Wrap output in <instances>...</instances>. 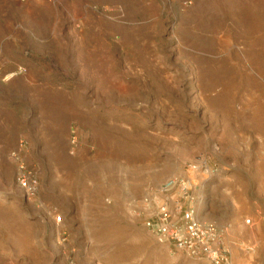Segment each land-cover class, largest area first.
Returning <instances> with one entry per match:
<instances>
[{
    "label": "rangeland",
    "instance_id": "rangeland-1",
    "mask_svg": "<svg viewBox=\"0 0 264 264\" xmlns=\"http://www.w3.org/2000/svg\"><path fill=\"white\" fill-rule=\"evenodd\" d=\"M55 92L82 106L48 115ZM252 118L264 134V0H0V264H206L145 227L143 200L172 178L198 185L199 215L207 196L216 214L231 203L234 264H264V225L246 223L264 211V148L222 140L224 119ZM201 158L210 175L190 172Z\"/></svg>",
    "mask_w": 264,
    "mask_h": 264
},
{
    "label": "built area",
    "instance_id": "built-area-1",
    "mask_svg": "<svg viewBox=\"0 0 264 264\" xmlns=\"http://www.w3.org/2000/svg\"><path fill=\"white\" fill-rule=\"evenodd\" d=\"M72 151L77 147V133L71 128ZM17 182L27 195H34L39 188L37 177L28 172L19 156ZM191 173L210 175L212 171L204 158L189 167ZM198 185L191 179H168L157 189V194L143 200L148 214L145 227L161 244L170 245L178 253L206 264H234L227 241L229 228L203 220L198 212L199 200L193 191ZM61 222V218H57ZM174 254V253H172Z\"/></svg>",
    "mask_w": 264,
    "mask_h": 264
},
{
    "label": "crops",
    "instance_id": "crops-1",
    "mask_svg": "<svg viewBox=\"0 0 264 264\" xmlns=\"http://www.w3.org/2000/svg\"><path fill=\"white\" fill-rule=\"evenodd\" d=\"M54 92V91H53ZM56 96H59L58 92L53 93ZM55 97V96H53ZM64 106V104H63ZM224 123H225V127L222 133V140L223 143H233V147H235L236 143L240 144V145H256L257 147L260 148H264V134H259L255 125H254V118L252 119H246V120H240L239 123L237 124V128L236 129H231L228 128V123L229 120L224 119ZM52 161L56 162V163H61V164H69L72 163L71 161H68L67 159H65V157L63 158H54L52 159ZM262 166L264 167V160L262 161ZM71 168L68 167L67 169ZM224 176V174H223ZM235 175L233 174L231 177H222V180L224 179H235L234 177ZM213 186H215L213 184ZM53 187V185H52ZM59 188L58 186H54L52 191L55 192V190ZM217 188H221V184L217 185ZM227 190H232L230 187L227 188ZM235 190V189H233ZM238 190H241V186H237L236 188V192L238 193ZM264 191V187L262 186H258V193H261ZM57 192V191H56ZM57 194V193H56ZM74 191H72V193L70 192H64L63 195H73ZM213 201L211 200V197H206L205 201L203 202L202 206H201V215L200 217L205 220V221H209V222H213L216 223L219 226H229V228L233 227V225L235 226L236 223H238L239 221H242L243 218L236 215V213L233 212V210L235 209H231L232 204H230L231 207H227L226 203L223 199V202H221L220 205L218 203V205H220V210L218 211V214H216V212L213 213V211H210V209L213 207ZM236 206V205H235ZM209 211L208 213L205 211ZM233 212V213H232ZM261 209L257 208L255 211V214L253 215L252 219H247L246 223L250 224L251 222L254 225H258V226H262L264 225V211L263 214H261ZM205 213V215H204ZM249 221V222H248Z\"/></svg>",
    "mask_w": 264,
    "mask_h": 264
},
{
    "label": "bare ground",
    "instance_id": "bare-ground-1",
    "mask_svg": "<svg viewBox=\"0 0 264 264\" xmlns=\"http://www.w3.org/2000/svg\"><path fill=\"white\" fill-rule=\"evenodd\" d=\"M63 58L65 59V56L63 55ZM107 86L104 85V88H102V93L104 95H107ZM65 99V98H64ZM65 102V106L67 108H70V106H78V108L80 109V107L82 106V101L81 99H78V100H68V99H65V101H63V98L60 99V96H55V97H47L43 100V103H44V109L47 111L48 115L50 114L51 116H55L58 112H59V109L61 107V109L63 110V106H62V103ZM75 102H78V104H75ZM76 110V109H75ZM65 113V112H64ZM87 115H92V116H96V113H91V114H87ZM108 141L111 142V143H116L117 141L113 138H111V135H108ZM123 139H128L127 136H125ZM126 141H120L119 142V147H118V152L119 153H123L124 152V143ZM121 143V144H120ZM123 143V144H122ZM117 147V146H116ZM64 167H70V166H74L73 163H70L69 164H63ZM76 183H70L69 185H65L63 186L64 190L66 192H70L72 193V191L75 189H77V191H79L80 193L83 192V189H78V187L75 185ZM62 187L61 185H58V187ZM59 187V188H60ZM76 192V191H75ZM83 210V209H82ZM81 210V211H82ZM98 241L97 245H114L116 246V243H115V240H112L110 238H106V239H96ZM117 250H116V253L115 255L119 254V258L121 257H126V256H132L134 255V252H137L138 250V247L137 246H125V245H122V244H117ZM110 259V258H108Z\"/></svg>",
    "mask_w": 264,
    "mask_h": 264
}]
</instances>
